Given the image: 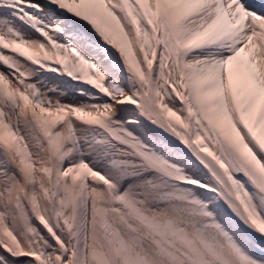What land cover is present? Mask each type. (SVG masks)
<instances>
[{
    "label": "snow or ice",
    "instance_id": "1",
    "mask_svg": "<svg viewBox=\"0 0 264 264\" xmlns=\"http://www.w3.org/2000/svg\"><path fill=\"white\" fill-rule=\"evenodd\" d=\"M0 264H264V0H0Z\"/></svg>",
    "mask_w": 264,
    "mask_h": 264
}]
</instances>
